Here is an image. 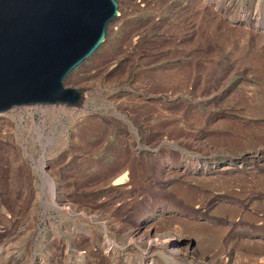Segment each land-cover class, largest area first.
<instances>
[{
  "label": "rangeland",
  "instance_id": "obj_1",
  "mask_svg": "<svg viewBox=\"0 0 264 264\" xmlns=\"http://www.w3.org/2000/svg\"><path fill=\"white\" fill-rule=\"evenodd\" d=\"M115 1L82 106L0 113V264H264V0Z\"/></svg>",
  "mask_w": 264,
  "mask_h": 264
},
{
  "label": "water",
  "instance_id": "obj_2",
  "mask_svg": "<svg viewBox=\"0 0 264 264\" xmlns=\"http://www.w3.org/2000/svg\"><path fill=\"white\" fill-rule=\"evenodd\" d=\"M117 16L115 0H0V113L80 106L83 88L65 87L64 80Z\"/></svg>",
  "mask_w": 264,
  "mask_h": 264
},
{
  "label": "bare ground",
  "instance_id": "obj_3",
  "mask_svg": "<svg viewBox=\"0 0 264 264\" xmlns=\"http://www.w3.org/2000/svg\"><path fill=\"white\" fill-rule=\"evenodd\" d=\"M118 17V16H117ZM116 18L113 19V21L115 20ZM92 57V56H91ZM86 98V92L83 93V97H82V104L84 102ZM82 104L80 106H82ZM78 106V107H80ZM74 108V107H73ZM121 173V172H119ZM126 174H122L120 177H118L114 182L113 184L114 185H117V184H122V182L126 181ZM140 221V220H139ZM143 227V226H142ZM145 228V227H143ZM133 229V228H132ZM150 230V229H148ZM140 232V231H139ZM145 234V233H144ZM133 235V233H132ZM131 236V235H130ZM142 236V235H141ZM145 236V239L146 240H150V247L152 248L151 252H165L166 254H169L171 252V254H176L178 255L179 254V245L182 243L181 239H176V238H173V239H160L158 237H156V235H153V234H150L148 236L147 232L146 234L144 235ZM166 237V236H165ZM171 237V236H170ZM137 238V237H136ZM167 238V237H166ZM141 239V238H140ZM158 254V253H157ZM170 259H168L169 261ZM150 264V263H149Z\"/></svg>",
  "mask_w": 264,
  "mask_h": 264
}]
</instances>
